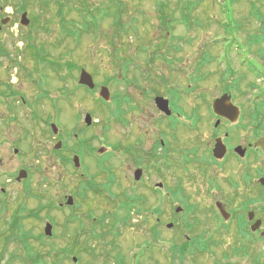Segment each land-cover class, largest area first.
Segmentation results:
<instances>
[{"label": "rangeland", "instance_id": "rangeland-1", "mask_svg": "<svg viewBox=\"0 0 264 264\" xmlns=\"http://www.w3.org/2000/svg\"><path fill=\"white\" fill-rule=\"evenodd\" d=\"M19 1L25 2V0H0V21L6 16H11V20L0 33V43L14 59L17 58L19 52L17 48L21 49L23 47V43L17 40L22 33L20 24L22 12L17 8ZM34 1L36 3V0ZM115 1L88 0L92 5L102 4L108 7ZM160 1L168 3L169 11L174 13L178 19L175 18L176 22L173 25L171 23V26L168 27L167 38L161 36L159 40L151 41V39L158 38L159 34L162 35V32L166 35V31L162 30L160 26L161 21L157 10ZM48 2L51 5L48 9L39 7L35 3V8H27L29 17L35 19L33 30L37 34L38 41L46 44L50 53L49 57L57 58L63 64L70 62L87 68L97 82L96 93H90L85 87L76 90V94L70 102L72 105L68 101L60 99L59 103L73 114L71 120L58 123L60 131L69 130L78 121L75 113H73L74 109H77L81 114L80 128H86L84 136H95L96 140L92 144L96 147L104 146L105 150H109L108 143L124 139L126 129L121 123L111 121V128L105 134L104 106L108 105H102L99 101L98 92L101 84L109 85L111 92L115 91V88L124 90L123 82L114 83L115 79L112 77H117L120 73L124 74L125 67H129L133 73L140 69L151 77H154L156 72L160 90L165 89L170 82L178 86L181 91H184L185 86L189 83V77L195 75L198 62L202 58H208L212 60L205 64L202 71L208 73V75L203 74L204 78L200 85L196 87L192 95L182 100L181 105L184 108L188 106L187 109L190 110L198 103L200 104L199 114L202 116V121L200 120L201 124L199 121L197 129L200 131L197 132L209 134L208 131L213 126L208 124L212 114L208 104H211L214 97L227 91V87L230 86L229 91L231 90L232 100L240 107L242 118L240 117L236 123L223 125L221 135L224 137L223 133L226 129L230 130L228 126H231L232 132L225 139L228 145L236 142L238 136L242 141L248 138L252 139L253 125L249 123L251 121L249 115L257 106L256 102L258 104L260 100H264V97L261 98L264 91L263 89L260 90V88H264V42L261 44L255 40L264 27V0H123L127 6L123 13L124 19H127L125 23L128 22L131 16H136L139 23L148 24L141 27L138 34L130 35L129 33L127 35L123 33L125 34L123 38L116 39L118 52L122 55L117 59L114 45L112 46L113 39L106 37L109 32L111 36L114 35L110 17L104 16L101 19L102 32L98 35L96 33H84L78 40L72 36L64 39L62 33L59 32L56 18L57 4L53 3L54 0ZM182 8L189 15L187 23L181 20L184 24H181L179 20L182 19ZM71 17L75 16L72 15ZM37 18L45 24L43 27L38 25ZM46 19L48 21H45ZM188 25L190 27H187ZM59 38L62 39L61 43H58ZM160 43L163 45V54L152 62L150 54L157 51L156 48L159 47ZM138 45L146 50L144 54L139 50L140 48L138 49ZM165 45H168L167 49H165ZM20 52H22L21 57L19 56L17 60L29 70L33 67L36 69L32 73V80L35 82L31 81L28 76L23 75L19 67H13L14 60L7 54L3 56L0 54V80L10 82L13 87L22 92L26 99L32 101L40 96L41 93L38 87L49 92L47 97L57 98L59 87L65 86L73 89L74 85L78 84L79 71L77 69L69 71L67 65H64L63 72L67 80L60 82L59 75L61 72L52 65L43 63L40 59L30 55L27 56L28 54L25 51ZM123 56H128L130 61L127 63ZM36 64L39 67L35 68ZM249 68L256 72L259 69L263 72V75H261L262 73L259 74L257 76L259 79H257ZM231 70L234 72L232 73ZM71 78L74 80L72 81ZM251 82L253 83L251 84ZM136 89L137 87H126L128 92L136 93ZM202 93L206 94V99L200 98ZM3 97L9 96L2 94L0 89V99H4ZM134 97L138 98L136 95ZM46 99V101H51L49 98ZM42 102L43 105L46 104L45 100ZM128 103L131 104L130 101ZM135 103L139 104L142 109L152 108V111L145 110V116L139 115L134 119L136 127L134 135L142 134L144 146L150 148L159 128H155L148 121L158 119L160 114L154 103L150 107L147 97ZM2 109L3 107L0 108V264H30L23 261L26 256L25 247L22 244L23 242L16 238L13 239L10 225L18 213L21 212V215L28 216L30 210H39L41 206L47 207L41 209L36 217L21 220L23 229L33 235L44 233L46 222L52 219L49 217L51 215L55 220V223L51 221L53 223L52 230L53 233H56V237L50 240L45 239L43 242H45V249L58 250L59 258L64 257L62 252L64 247H71V235L80 225L77 221L68 224V218L74 215L75 218L77 217L78 220L82 221V225L86 230L85 233L81 234L82 259L75 262L72 257H69L63 259L62 264H119L120 257H125L126 264H178L180 259L173 253L171 247L176 241L179 244L183 242L186 234L191 237L205 235L206 238H209L212 236L213 241L218 246L211 249L210 252H197L194 256L188 255L183 258L182 264L220 263L219 257L216 258V256L221 254V241L225 245L230 236L223 234V237H221V218L214 213L217 209L215 204H212L208 199L199 202L190 201V203L197 202L193 204L199 206L200 213L196 215L197 220L195 217L187 216L185 211L176 214V207H184L185 202L179 199L177 202L170 201L166 197L158 202L155 199L154 190L151 189L158 181H165V179L158 177L152 166L144 172L142 179L144 182H137L134 179L135 165L133 161L129 158L128 165L126 163L124 165V157L120 150L112 151L111 163L113 167L111 171L108 168L102 169V167L97 171L96 163L84 164V168L90 176H92V173H97L95 175L98 183L96 190L88 192L87 196L81 195L78 197L79 203L75 208L66 204L61 208L55 207V205L65 201L66 195L73 194L75 196L78 188H81L80 176L77 173L83 171V166L78 169L74 166L72 162L74 152L67 153L70 157L69 163L67 160L62 161L59 159L57 156L59 152L55 150L54 146L56 139L51 138L53 133L50 128L47 132L48 135L46 133L42 134L43 125H38L35 120L27 115L28 109L25 105L19 103V107L14 114L15 119L13 116L9 118L4 116ZM40 109L43 111L46 107L41 106ZM138 111L139 109H134L130 111V115L137 116ZM87 112L93 115L96 122H93L91 127H87L83 120ZM192 121V119H189L190 123ZM237 123H239L238 126ZM187 130L188 127L182 125L177 126L175 129V134L178 135L182 146L185 142L188 143L182 135V133L186 134ZM197 132L195 131L190 135L200 138V134ZM202 146L206 147L204 143H202ZM15 148L19 149L18 153L14 152ZM179 149L180 147H178ZM255 152L256 148H252L251 153ZM197 159L199 163L204 159L203 151L199 153ZM184 161L183 155L177 156L175 167L182 173L188 172L189 168L196 166L195 160L187 161V163ZM231 161L235 162L236 160L233 158ZM256 165L259 168L264 166L262 156L258 157ZM21 168L28 170V176L17 180ZM242 168V166H237L235 169L234 174L237 176V180L241 176ZM179 171H171L167 178L169 186L178 191V194L180 190H192L190 187L193 186V183H190V178L179 183L177 178ZM111 177L112 181L110 180ZM259 177L257 175L256 181ZM238 181L240 182L234 189V193H237L235 197L240 199L246 194L247 190L242 186L244 183L241 180ZM133 189L143 196L147 195L146 198L150 207L161 206L162 222L158 226L160 239L154 237L152 230L157 225V216L149 210L145 211L144 215H138L134 211L128 222H119L117 227L111 226L115 214L118 216L124 214L118 207L124 203L126 193L132 194L135 192ZM232 189L229 187L230 191ZM180 196L181 194L178 198ZM258 197H261L260 193H258ZM225 198L232 200L233 196L230 195ZM237 199H235V203L232 202L233 205L242 206L245 199L242 198L241 201ZM89 212L94 214L96 221L106 214V226L97 222L96 227L92 228L88 216ZM173 215H176V218H173ZM170 221L175 224L172 228L166 225V222ZM188 221L195 222L194 231L186 232ZM111 228L115 232H111ZM18 231L16 229L15 233L19 234ZM239 232L238 226L232 223L230 234L238 236ZM95 233L99 234V237L94 238ZM88 238H92L91 245L95 248L96 256L90 253L91 250L84 243ZM36 239L31 238L30 242L35 245L39 244L40 240ZM114 243L118 246L117 251L112 248ZM86 249L89 252H86ZM261 249L264 251V242L261 243Z\"/></svg>", "mask_w": 264, "mask_h": 264}, {"label": "flooded vegetation", "instance_id": "flooded-vegetation-1", "mask_svg": "<svg viewBox=\"0 0 264 264\" xmlns=\"http://www.w3.org/2000/svg\"><path fill=\"white\" fill-rule=\"evenodd\" d=\"M42 1L44 2L46 0H42ZM36 5L42 7L41 5H39V3L38 4L36 3ZM35 7H36L35 4L26 3L22 7L21 12L23 11L27 12L28 9H32ZM27 16L29 18V24L27 26H21V29L22 32L29 31L31 33L27 37H23V38H21V36H23V33H21V35L18 36L17 40L23 43V47L21 49L17 48V50L19 51L17 53V58L19 56L21 57L22 52L20 51H25L28 54L27 56L30 55L31 57L40 59L41 62L43 63H48L49 65H52L56 70L61 72L59 75V81L60 82L64 80L66 81L67 78H65L64 76L65 74L63 72V67L65 64H63L57 58L49 57L50 53L48 52L46 44L40 43L38 41L37 34L34 33L33 25L35 24L34 23L35 19L29 17V12H27ZM56 18L58 20V26L60 30L59 32L62 33V38L67 39L65 32L61 30L60 19L58 17ZM45 21H48V19H46ZM36 22L39 23L38 25L40 27H43L45 25L39 18L36 19ZM145 26H147V23L142 24L140 26V30L141 27H145ZM140 30L138 29L139 32ZM161 36L162 35L159 34L158 38L151 39V41H157L160 39ZM25 38H27L28 40L27 42ZM61 42L62 39L59 38L58 43ZM159 46H161V43ZM165 47L167 48V45H165ZM162 48L163 45L162 47H160V49L156 48L157 51L155 53H151L150 58L155 59L159 55L163 54V50H161ZM0 54L1 56H3L4 54L9 55V51L4 48L2 43H0ZM119 55L121 54L119 53ZM9 57H11V59L14 60L13 67H19L23 72V75L28 76L31 79V81L35 82L34 80H32V73L34 70H36L34 69V67L29 70L24 64L20 63L17 60V58L14 59L11 54L9 55ZM123 57L126 58L128 56H123ZM36 67H39V65L36 64L35 68ZM125 68L126 70L124 74L120 73L119 76L112 77L115 79L114 83H119L120 81L123 82L124 90H121L120 88H115L116 90L115 91L113 90L111 92V88L109 85L107 84L100 85V87L105 85L110 90V98L109 101L107 102L108 106H104L105 121H106V123L104 124L105 134H107L106 133L107 130L108 129L110 130L111 128L110 126L111 121L113 123H121L123 127L126 129L125 132L126 137L124 139L119 140L118 142L110 141L108 143L109 150H105L104 146L96 147L94 144H92L96 140L95 136L94 137L84 136L86 128H82V129L80 128L79 121L81 118V114L77 109H74L73 113H75V117L78 121L74 123V125H72L71 128H69V130L60 131L59 129L58 123L60 121L71 120L73 117L72 112L70 110H67L65 106L59 103L60 99H64L70 103L71 99L76 94L75 91L83 87L79 83L80 74L83 68L79 65L77 66L74 63L68 65V70L71 71L77 69L79 71L78 84L74 83L75 87L73 89L66 88L65 86H61V87L58 86L59 89H58L57 98L47 97L49 92H47L46 90H42L41 88L38 87L41 95L31 101L26 99L25 96L22 94V92L17 88L13 87L10 84V82H3L0 80V89L2 91V94L4 93L7 94V96H9V97H3L4 99L2 98L0 99V104H1L0 108L3 107L2 110L4 116L8 118L13 116L15 119L14 116L15 111L19 107V103H22L28 109L27 115L31 119L35 120L38 123V125H43L44 128L42 127L43 128L42 134L46 133V135H48L47 132H49L48 129L50 128L51 132L53 133L51 138H55L56 143H60V147H58L59 150H56L59 152V154H57L59 159H61L62 161L63 160L68 161L70 157L67 153H72V152H74V156L72 160L74 159L75 156L79 157V161L81 165L78 168H81V166H83V171L77 173L80 176L79 182L81 187L80 189L78 188V193L87 196L88 192L95 190V188H98L97 186L98 183L96 182L95 179V175L97 173L94 174L92 173V176H90L89 172L84 168V164L96 163L98 169L97 171H99L101 167L102 169L108 168V170L111 171L113 167L111 163L112 151L114 152L120 150L124 157L123 158L124 165L125 163L127 164L129 158L131 159V161H133L135 165L134 179L137 182L139 181L142 183L144 182L142 181L144 172L148 170L149 167L152 166L155 169L157 176L165 179V181H158L155 184L154 188H151L152 191L154 190L155 199L158 202L159 201L161 202L163 198L166 197L168 198V200L176 201V202L178 201V199L181 200L182 202H187V201L199 202L202 201L203 199H208L210 200V202H212V204L213 203L215 204L217 209L214 211V213H216L218 217L221 218V237H223V234L224 235L228 234V236H230L229 240L225 239L227 241L225 245H223L221 241V254H220L221 262L219 264H264V251H262L261 249V243L264 242V234H263L264 233V182H263L264 166L262 168H259L256 165L258 157L262 156V158L264 159V151L262 150L261 147H258L256 145L258 139L264 136V130H262L261 132H257L256 130L257 126L253 122V117H252V112L254 110L249 115V118L251 120L249 121V123L253 125V130H252L253 137H251L252 139L248 138L247 140L242 141L240 140V137L237 135L238 136L237 141L234 142L232 145H228L225 139L228 138L229 134L232 132L231 126H228L230 130L226 129V131L223 133L224 137L221 135L222 132L221 127L223 125L225 126L227 124L230 125L231 123H236L237 121L230 122L227 118L221 117V115L215 112L213 108V103L216 99L221 97V94L219 96L214 97L211 104L210 103L208 104V107L212 111V114L208 120V124L210 126H213L212 129L208 131L209 134L203 132L199 133L197 131L200 130H198L197 128L199 125V121L200 120L202 121V116L199 114L201 107L200 104L198 103L195 107H193L190 110L187 109L188 106L184 105L185 106L184 108L181 105L182 100L192 95V93L196 90V88L193 89L194 86L193 76L189 77L188 79L189 83H187V85L185 86L184 91H181V89L178 88V86H175L170 82L167 84L165 89L160 90V85L159 82L157 81L156 72L154 73V77H151L145 72L143 73L140 69H137L138 71L136 73H133L131 72V69H129V67H125ZM71 80L73 81L74 79L71 78ZM95 83H96L95 86L96 88L90 91V93H96L97 82L95 81ZM128 86L132 88L137 87L136 89L137 92L134 93V92L126 91V87ZM2 87L4 88L2 89ZM87 89L89 90V88ZM135 95L138 96V98L134 97ZM204 95H205L204 93L200 94V98L206 99ZM159 96H162L168 100V106L169 109L171 110V114H167L158 107L156 98ZM146 97L150 102V107L152 103H154L156 109L160 114L158 119L148 121L149 124H153L155 128H159L158 134L155 137L153 145L150 148H146L144 146L142 134L134 135L136 130V127L134 125L135 117H138L139 115L145 116V110L152 111V108L142 109V107L139 104L135 103L136 101L144 100ZM46 98L51 99V101L50 100L46 101L47 100ZM43 100H45L46 102L45 105L42 104ZM94 100L96 101V98ZM99 101L103 105L102 103L103 100L99 98ZM129 101L131 102V104L128 103ZM41 106L43 108L46 107V109L42 111L40 109ZM134 109H139V111L137 112L138 113L137 116L130 115V111ZM89 113L90 112H87L85 116ZM91 117H93L92 114ZM240 117H241V113L238 117V120ZM189 119H192L193 121L190 123ZM92 120L93 121L90 124L88 123L86 124L87 127H91L93 122H95L94 119ZM53 124H56L57 131L54 130ZM181 125L188 127L186 134L182 133L186 141H188V143L185 142V144L183 145L184 147L182 146L181 141L178 138V135L175 134L176 127L177 126L179 127ZM236 125L238 126L239 123H237ZM75 130L77 131L73 132ZM195 131L200 134V138L190 135ZM219 140L220 141L222 140V142L226 147V152L222 157H221V150L219 155H216L215 153L216 144L218 143ZM202 143H204L206 147L205 146L203 147ZM178 147H180L179 150ZM238 147H241L245 151L244 154H241L239 151L236 150ZM252 148H256L255 153H251ZM201 151H203L204 153V159L199 163L197 157ZM176 155L177 156L183 155L185 163H187V161L195 160L196 166L193 168H189L188 172L182 173L175 167L177 160ZM233 158L234 160H236L235 162L231 161ZM237 166L243 167L241 176L238 180H241L244 183V185L242 186L245 187L247 190L246 194L242 196V198L245 199L242 206L233 205L235 203V199H237L235 197L237 193H234V189L238 186V183L240 182L237 180V176L234 174L236 172L235 169ZM137 170L140 171L139 179H136L135 177V172ZM174 170L176 172L177 171L180 172L179 176L177 174L179 183L189 178L191 179L190 183H193V186L190 187L192 188V190L189 191L187 189L180 190L179 192V194H181L180 198H178L179 196V194L177 193L178 191H175V189L169 186V184L167 183L168 182L167 178L169 173ZM257 175L260 176L258 178V181H256ZM110 180L112 181V177ZM229 187L233 189L230 191ZM88 188H91V190H87ZM258 193L261 194L260 198L258 197ZM230 195L233 196L232 200H228L227 198H225L226 196H230ZM146 196L147 195H145L144 198H146ZM242 198L237 200L241 201ZM233 201L234 203H232ZM191 203L193 204L197 202H191ZM194 205L196 206V210L191 213H188L190 216H194V215L196 216L198 215V213H200L199 206L196 204ZM154 208L158 209V211L156 210L154 215L157 216L156 217L157 224L158 226H160V223L162 222V217H161L162 209L161 206H157ZM178 208H180V211H178ZM223 210L225 211L226 215L223 214ZM184 211L185 208L183 206H178L175 209L176 214L177 212L183 213ZM30 214L31 213H29V215ZM29 217H31V215ZM173 218H176V215H173ZM169 223H173V226L175 225L173 221H170V222H166L167 227ZM194 223L195 222L188 221V223L186 224L190 225ZM232 223L238 226V230L240 231L238 236H234L230 234ZM169 228H172V226H169ZM194 229H195V224L192 225V230L194 231ZM190 231L187 230L186 232H190ZM157 234L158 232L154 233V237L160 239V235ZM55 237L56 236L52 235V238ZM191 238L193 237L186 234L185 239L190 240ZM180 244L178 243V241H176V243L174 242L171 249H176L178 246H180Z\"/></svg>", "mask_w": 264, "mask_h": 264}, {"label": "trees", "instance_id": "trees-1", "mask_svg": "<svg viewBox=\"0 0 264 264\" xmlns=\"http://www.w3.org/2000/svg\"><path fill=\"white\" fill-rule=\"evenodd\" d=\"M43 3L41 0L37 1L36 3L41 5L42 7H45V9H48L50 7V4L48 0L44 1ZM54 2L57 4V10H56V16L60 19V26L61 30L65 32L66 36H73L76 40L81 38V36L84 35V33H92V34H99L102 32L100 22L101 19L106 17L111 18V27L113 26V33L114 35L111 36L110 32L107 33L106 37L108 39H113L112 46L114 47V50L118 52L117 47V38H123V36L126 33L127 35H132L137 33L138 29L140 30L141 23H139L136 16H131L127 23L125 21L127 19H124L123 13L127 9L126 4L123 2V0H116L112 3L110 7L103 6L102 4L99 5H92L88 2V0H54ZM34 4L35 1L32 0H25L24 3L19 1L18 9H22V7L26 4ZM35 3V4H36ZM169 4L164 2H159L157 5V10L159 13L160 21H161V28L162 30H165L167 32V29L169 26H171V23L175 20L174 16L171 12L168 10ZM182 20L187 21L189 19V15L184 12V8H182ZM260 12V10H258ZM255 11L253 10V13ZM257 14V13H256ZM74 15L75 17H71ZM258 16V14H257ZM140 24V25H139ZM23 37H27L31 32L25 31L22 32ZM26 35V36H25ZM164 36V33L162 32V37ZM26 42L28 41L27 38H25ZM257 43H263L264 42V27L261 29V34L256 37ZM142 52H146L145 49H140ZM202 65V64H201ZM232 71V70H231ZM254 71V70H253ZM234 71H232L233 73ZM262 73L261 71H258V74ZM200 75V74H199ZM198 75V76H199ZM201 78H195V81L200 80ZM238 80V79H237ZM230 86L227 87L226 90H229ZM264 91V89H263ZM253 122L255 123L257 132H261L264 130V100L260 101L257 106L255 107L254 111L252 112ZM91 189V188H88ZM135 191V189H133ZM81 195L80 193L77 194V196ZM46 206H41L39 210H32V215H37V212L41 209L45 208ZM185 213L188 216V213H191L196 210V206L190 202H185L184 204ZM118 209L122 210L124 212L123 215H117L115 214L113 216L114 220L111 223V226L117 227L119 222H128L131 214H133L134 211L138 215H144L145 211L149 210L152 214H155L156 210L154 207H150L148 204V200L144 198L139 192L135 191L132 194L126 193L124 203L120 204ZM31 213V212H30ZM89 219L91 220L92 228L96 227L97 222L101 223L103 226H106V214L98 219L97 221L94 219V216L92 214H88ZM193 218L197 220V216H192ZM24 218L23 215H18L13 218V221L11 222L10 229L12 230L11 236L13 239H18L25 247L26 256L24 257L23 261L28 262L30 264H62L63 259L69 258L72 254H77L79 261L82 259V249L80 247L81 242V234L85 233L84 226L82 225V221L78 220L77 217L75 218L74 215H72L70 218H68V224L72 222H79V227L75 229V231L71 235V247L67 248L64 247L62 250L64 257L59 258V251L54 249H45L43 240L44 235L43 233H40L38 235L30 234L29 232L23 230L22 222L21 220ZM192 225L190 224L186 226V229L188 231L192 230ZM158 224L153 227V232H158L157 235H160V232L157 230ZM18 229L19 234L17 235L15 233V230ZM81 229H83L81 231ZM111 232H115L113 228H111ZM118 236V235H117ZM94 238L99 237V234L95 233L93 235ZM39 239V244L35 245L30 242V239ZM36 239V240H37ZM91 239L88 238L84 241L86 247L91 250V254L96 256L95 248L91 245ZM218 244L213 241L212 236L209 238H206L205 235L193 237L190 240L185 239L183 242H181L180 246H178L176 249H173V252L175 255H178L180 262L178 264H182L183 258L186 256H194L195 253H204V252H210L211 249L217 248ZM117 245L114 243L112 244L113 250H117ZM86 252H89L86 249ZM219 257L221 262V255L216 256V258ZM119 264H126L125 257H120ZM218 261V260H217Z\"/></svg>", "mask_w": 264, "mask_h": 264}, {"label": "water", "instance_id": "water-1", "mask_svg": "<svg viewBox=\"0 0 264 264\" xmlns=\"http://www.w3.org/2000/svg\"><path fill=\"white\" fill-rule=\"evenodd\" d=\"M9 21V18L3 19L2 20V24H6ZM21 23L24 25H28L29 24V18L27 17V13H23L22 17H21ZM2 29V25H0V31ZM79 83L80 84H84L89 86L91 89H93L95 87V82L93 80L92 75L86 70L83 69L81 71V75L79 78ZM100 95L105 98V99H109L110 98V90L107 86H102L101 90H100ZM156 102L158 107L166 112L167 114H171V110L169 109L168 106V100L165 99L162 96H159L156 98ZM213 108L215 110V112L227 119H229L231 122H235L237 121L239 115H240V109L238 106H236L233 102H232V96L229 93H224L221 97H219L218 99H216L213 103ZM86 122L88 124H90L92 122V117L90 114L86 115L85 118ZM53 128L55 131H57V127L55 124H53ZM257 146H261L264 150V136L259 138L257 143ZM56 147H60V143H58L56 145ZM221 150V157L225 154L226 152V147L224 145V143L222 142V140L218 141V143L216 144V148H215V153L216 155H219ZM237 151H239L241 154H244V150L241 147H238L236 149ZM16 152L18 151L17 149L15 150ZM74 162L76 166H80V161H79V157L75 156L74 158ZM27 177V171L25 169L20 170L19 175H18V180ZM135 177L136 179L140 178V171L137 170L135 172ZM264 180V179H263ZM264 182V181H263ZM67 203L68 204H73L74 203V198L73 196H68L67 197ZM178 211H180V208H178ZM223 214L226 215L225 211L223 210ZM173 223H170L169 226H172ZM52 227L53 225L50 222H47L46 227H45V233L47 235H51L52 234ZM264 234V233H263ZM76 260V258H74Z\"/></svg>", "mask_w": 264, "mask_h": 264}]
</instances>
